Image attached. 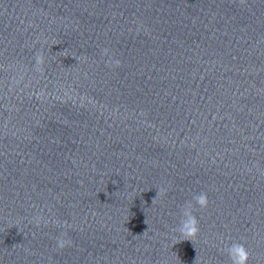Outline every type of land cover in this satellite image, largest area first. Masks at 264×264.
<instances>
[{
    "label": "clouds",
    "instance_id": "clouds-1",
    "mask_svg": "<svg viewBox=\"0 0 264 264\" xmlns=\"http://www.w3.org/2000/svg\"><path fill=\"white\" fill-rule=\"evenodd\" d=\"M240 4H244L245 0H239ZM54 45V44H53ZM101 55L103 57H108L109 59L106 61L108 65L119 67L121 65V60L115 58L114 52H112L109 48H103L101 50ZM34 70L40 73H43L45 68L44 65L46 63V58L43 50H37L34 53ZM169 189L161 186L157 191L158 195L166 196L168 194ZM155 199V198H154ZM209 203L208 194L204 191H200L197 194L192 196V199L186 201L184 205L181 206V218L179 222V226L175 229L178 233L176 243L184 240L193 241L195 240L200 233V223L199 219L195 215V212L201 209L207 208ZM48 221H45L47 223ZM52 223L56 224L59 227H64L67 222L63 224L60 221H52ZM67 233L61 232L55 239L56 247L58 249H64L66 247L71 246L72 241L70 238H66ZM226 254L231 261V264H248L250 259V252L246 248L244 243L241 242H233L226 248Z\"/></svg>",
    "mask_w": 264,
    "mask_h": 264
}]
</instances>
